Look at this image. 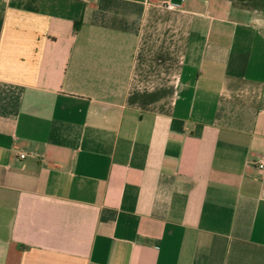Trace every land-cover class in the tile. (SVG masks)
<instances>
[{
    "label": "crops",
    "instance_id": "1",
    "mask_svg": "<svg viewBox=\"0 0 264 264\" xmlns=\"http://www.w3.org/2000/svg\"><path fill=\"white\" fill-rule=\"evenodd\" d=\"M263 155L260 10L0 0V264H264Z\"/></svg>",
    "mask_w": 264,
    "mask_h": 264
},
{
    "label": "trees",
    "instance_id": "2",
    "mask_svg": "<svg viewBox=\"0 0 264 264\" xmlns=\"http://www.w3.org/2000/svg\"><path fill=\"white\" fill-rule=\"evenodd\" d=\"M237 4L260 10L264 13V0H231Z\"/></svg>",
    "mask_w": 264,
    "mask_h": 264
},
{
    "label": "built area",
    "instance_id": "3",
    "mask_svg": "<svg viewBox=\"0 0 264 264\" xmlns=\"http://www.w3.org/2000/svg\"><path fill=\"white\" fill-rule=\"evenodd\" d=\"M167 8H171V6L167 5ZM21 157H24V155H21ZM256 165L259 170H264V155L257 160Z\"/></svg>",
    "mask_w": 264,
    "mask_h": 264
}]
</instances>
